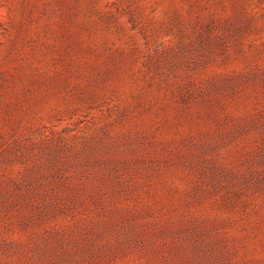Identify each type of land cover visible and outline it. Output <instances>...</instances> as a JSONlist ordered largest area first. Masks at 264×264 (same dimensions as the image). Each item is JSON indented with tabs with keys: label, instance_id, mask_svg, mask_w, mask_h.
<instances>
[{
	"label": "rangeland",
	"instance_id": "obj_1",
	"mask_svg": "<svg viewBox=\"0 0 264 264\" xmlns=\"http://www.w3.org/2000/svg\"><path fill=\"white\" fill-rule=\"evenodd\" d=\"M0 264H264V0H0Z\"/></svg>",
	"mask_w": 264,
	"mask_h": 264
}]
</instances>
